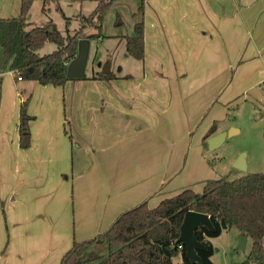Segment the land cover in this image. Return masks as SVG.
<instances>
[{"label":"crops","instance_id":"1","mask_svg":"<svg viewBox=\"0 0 264 264\" xmlns=\"http://www.w3.org/2000/svg\"><path fill=\"white\" fill-rule=\"evenodd\" d=\"M140 2L118 0L108 10L128 26L110 32L118 46L134 34ZM143 17L141 68L106 67L118 76L109 80L91 78L100 70L64 86L20 80L0 48V264H61L75 240L106 231L130 208L156 207L186 187L200 193L191 186L192 166L203 136L227 111L216 96L230 71L236 66L242 94L264 89V0H233L231 9L209 0H145ZM195 75L201 91L193 96L185 83ZM215 76L222 78L207 98ZM27 99L25 149L18 126ZM251 244L247 237L245 249Z\"/></svg>","mask_w":264,"mask_h":264},{"label":"trees","instance_id":"2","mask_svg":"<svg viewBox=\"0 0 264 264\" xmlns=\"http://www.w3.org/2000/svg\"><path fill=\"white\" fill-rule=\"evenodd\" d=\"M34 1L21 0L18 16L0 18V48L5 65L22 80L64 86L75 79L67 76V67L77 55L80 39L96 40L103 36L104 16L118 0H70L95 1L97 6L88 16L82 17L79 28L73 34L67 35H63L52 23L35 25L28 21L27 15ZM41 1L43 10L53 2L57 11L66 17L61 5L63 0ZM144 2L142 0L138 10L141 19L134 25V34L122 38L126 52L140 61L145 57ZM50 26H53L52 31ZM89 26L94 27L95 32L86 34ZM47 42L56 43L59 48L41 55L39 50ZM129 76L127 74L125 78ZM117 77L114 72L99 71L91 78L109 80ZM27 108L28 99L21 105L18 126L20 146L25 149L31 146L32 117ZM218 122H214L203 136L207 147L208 138L216 135ZM191 210L207 213L215 226V230L211 231L201 224L195 231L196 239L207 246L197 250L205 264H215L212 261L215 247L211 239L234 228L252 242L250 253L240 264H264V172L247 173L235 179L229 176L208 179L200 193L186 187L179 194L165 198L156 207H149L147 202L136 205L120 214L106 231L88 240H75L61 264H175L173 260L179 255L182 264H199L190 261L186 245L178 242L184 217Z\"/></svg>","mask_w":264,"mask_h":264},{"label":"rangeland","instance_id":"3","mask_svg":"<svg viewBox=\"0 0 264 264\" xmlns=\"http://www.w3.org/2000/svg\"><path fill=\"white\" fill-rule=\"evenodd\" d=\"M236 1L247 2L248 0ZM209 2L220 9H231L233 6V0H209ZM20 4L21 0H0V18L18 16L20 14ZM43 5L41 0L34 1L27 15L28 21L35 25L45 23L56 24L60 32L63 35H67L68 33L73 34L75 32L81 23L82 17L88 16L96 8L97 3L95 1L80 2L63 0L62 6L66 17H63L60 12L55 9V3H48L45 10H43ZM141 5L142 0L140 2V6ZM81 6L82 9H80ZM92 6H95V8ZM76 9L80 12L82 10L81 14L77 15L75 12ZM104 18L105 20H103L102 23L103 36H101L100 39L93 40L90 46L86 74L89 75L94 70L104 71L106 67L109 66H111L113 70H119V66H121L125 72L138 71L139 68H141V62L126 52L125 45L121 44L118 46L115 40L116 38L112 37L113 35L109 36V34H111L110 32L113 30L122 28L120 24V22H122L121 18H117L115 14L110 17L109 13H106ZM127 28L128 26H123L121 31L124 32ZM91 32H95V28L90 26L87 27L85 33ZM58 48L59 45L56 43L47 42L44 47L39 50V53L41 55L49 54ZM211 57L212 55L210 54V57L207 56V58H205L208 66H210L209 63L213 61ZM235 67L236 66L230 71L229 81L226 86L216 96V98L221 96V98H218L216 107L227 108V111L219 113L220 115L218 114L216 117L218 120H222L221 116L224 115L225 120L219 121V126H222L223 130H232V134L221 146L217 147L216 150H210L209 147L204 144V147L196 154L197 160L195 165L192 166L194 173L191 171L193 175L192 178L196 177L191 184L195 189L202 190L208 179H217L222 176H229L235 179V177L247 173L264 172V89L259 87V91H257L258 85H255L251 87L250 90H245L242 94V89H244L242 81L238 77L233 81L236 71ZM221 78L216 76L211 78L214 82V87L213 89H208L207 98L212 96V92L216 89L215 85L219 84ZM200 82L201 78L199 75H195L185 83V86H190L192 88L193 96H196L195 94L201 91L199 86ZM228 84H230V88H228ZM226 87L228 88L227 91ZM214 112H216V110ZM219 132L220 131L217 129L216 133ZM197 137L196 140H198ZM242 153L246 155L247 169L245 171L235 166L236 160ZM237 230V228L225 230L218 237L212 238L213 244L215 245L214 260L218 264L241 263L250 253L252 244L245 250L238 248ZM235 239L236 243L234 244ZM177 261L178 257H175L174 263L177 264Z\"/></svg>","mask_w":264,"mask_h":264},{"label":"water","instance_id":"4","mask_svg":"<svg viewBox=\"0 0 264 264\" xmlns=\"http://www.w3.org/2000/svg\"><path fill=\"white\" fill-rule=\"evenodd\" d=\"M49 30L52 31L53 27L50 26ZM90 39L83 38L80 39L78 44V52L76 57L69 63L67 67V76L71 78H84L86 76V66L90 51ZM104 72L109 73L108 68ZM232 134V130H223L216 135L208 138V147L210 150H216L217 147L221 146L228 137ZM236 168L245 171L247 169L246 155L242 153L241 156L235 162ZM204 225L209 230L214 231L215 226H213L210 216L202 211H188L184 217L183 223L181 225V234L178 242L186 245L187 256L190 261L199 264H205L203 259L198 255V249L207 248L206 244L200 242L195 237V231L199 229V226ZM247 236L240 234L238 236V248L245 249Z\"/></svg>","mask_w":264,"mask_h":264},{"label":"built area","instance_id":"5","mask_svg":"<svg viewBox=\"0 0 264 264\" xmlns=\"http://www.w3.org/2000/svg\"><path fill=\"white\" fill-rule=\"evenodd\" d=\"M18 79H20V80H21V79H22V78H21V76H18ZM180 248H181V246H180Z\"/></svg>","mask_w":264,"mask_h":264}]
</instances>
